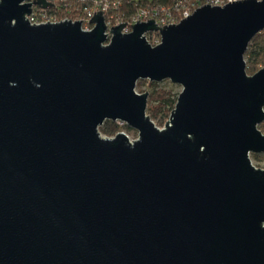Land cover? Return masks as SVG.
Masks as SVG:
<instances>
[{"label":"water","instance_id":"95a60500","mask_svg":"<svg viewBox=\"0 0 264 264\" xmlns=\"http://www.w3.org/2000/svg\"><path fill=\"white\" fill-rule=\"evenodd\" d=\"M0 0V264H264V0L177 24L30 25ZM157 32L160 43L143 36ZM139 80L181 87L162 129ZM105 121L137 131L102 137Z\"/></svg>","mask_w":264,"mask_h":264},{"label":"built area","instance_id":"2783aa9c","mask_svg":"<svg viewBox=\"0 0 264 264\" xmlns=\"http://www.w3.org/2000/svg\"><path fill=\"white\" fill-rule=\"evenodd\" d=\"M124 0H48L53 6L42 9L38 6H32L31 13L26 17L30 25H39L47 23H58L63 20L80 21L83 31H90L94 24L89 22L93 13L101 11L104 17L106 41L108 44L112 32L110 28L126 23L121 29L122 34H128L132 31V25L136 21L147 22L154 20L158 27L169 24H177L183 18L193 14L198 8L209 6L223 7L229 1L237 0H174L172 3L163 5L159 3L147 2L144 4H134L132 10H122ZM241 1V0H238ZM27 2L32 3L33 0ZM146 41L152 46L160 43V36L157 32H146L143 35ZM118 123H122L117 121ZM123 124V123H122Z\"/></svg>","mask_w":264,"mask_h":264},{"label":"trees","instance_id":"16d2710c","mask_svg":"<svg viewBox=\"0 0 264 264\" xmlns=\"http://www.w3.org/2000/svg\"><path fill=\"white\" fill-rule=\"evenodd\" d=\"M174 0H124L122 10H132L134 4H144L147 2L159 3L167 5ZM245 70L248 76L256 73L260 68L264 67V30L253 37L248 44L244 54ZM150 82L148 80H139L136 83V89H141L144 84H147V89L138 91L139 93L148 92L146 115L151 121H156L157 126H162L167 122L172 110L175 107L178 93L174 91V84H170V88L162 87L164 83ZM127 128V126H125ZM259 130L264 134V122L259 125ZM101 134L105 136H113L121 131L117 122L105 121L99 128ZM261 157L264 154H260ZM259 155V156H260ZM258 155H253L256 158Z\"/></svg>","mask_w":264,"mask_h":264},{"label":"rangeland","instance_id":"374dc122","mask_svg":"<svg viewBox=\"0 0 264 264\" xmlns=\"http://www.w3.org/2000/svg\"><path fill=\"white\" fill-rule=\"evenodd\" d=\"M170 82L169 81H165L161 86L162 87H165V88H170L171 86H170V84H169ZM174 86V91L176 92V93H178L179 94V92L181 91V87L180 86H178V85H173ZM147 89V84H144L142 87H141V89H136V92H138V91H144V90H146ZM139 93V92H138ZM143 93V92H142ZM115 122H117V121H115ZM118 123V122H117ZM153 123H154V125L156 126V127H158V128H160V129H162L163 127H164V125H165V123L162 125V126H157V122L156 121H153ZM119 124V126H120V128H121V131L120 132H124L125 134H126V136L130 139V140H134V139H136L137 137H138V133H137V131L136 130H134V129H132V128H129L128 126H127V128L125 127L126 125L125 124H122V123H118ZM100 132V131H99ZM102 135V137H107V138H111V137H113V136H115V135H113V136H105V135H103V134H101ZM253 155H258V156H256V158L255 157H253ZM260 154H251L250 155V160H251V163H252V165L254 166V167H256V168H259V169H264V156H262L261 157V155L259 156Z\"/></svg>","mask_w":264,"mask_h":264}]
</instances>
